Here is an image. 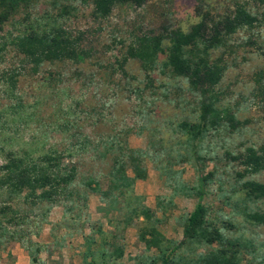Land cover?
Segmentation results:
<instances>
[{"label":"rangeland","instance_id":"1","mask_svg":"<svg viewBox=\"0 0 264 264\" xmlns=\"http://www.w3.org/2000/svg\"><path fill=\"white\" fill-rule=\"evenodd\" d=\"M92 1L54 6L52 0H17L0 27V169L8 159L30 166L45 158L42 168L50 176L76 170L50 202L8 200L0 187V264H48L51 250L73 233L88 243L122 248L128 264H159L165 255L172 263L194 262L218 248L182 237L200 184L203 225L239 239L242 264H264V224L238 215L244 207L264 209L240 190L245 181L264 183V169L248 173L236 159L247 148L264 156V1L148 0L141 7L115 5L102 19L92 16ZM235 6L258 23L238 29L206 57L224 64L213 92L238 124L230 129L222 123L190 141L178 124L195 121L200 99L185 79L164 68L167 43L148 71L126 57L127 45L135 35L186 32L199 14L222 16ZM51 28L73 36L84 58L34 65L11 44L16 36ZM112 158L140 168L123 196L98 191L107 183ZM47 221L50 231L64 235L50 241ZM15 244L29 260L16 258Z\"/></svg>","mask_w":264,"mask_h":264},{"label":"trees","instance_id":"2","mask_svg":"<svg viewBox=\"0 0 264 264\" xmlns=\"http://www.w3.org/2000/svg\"><path fill=\"white\" fill-rule=\"evenodd\" d=\"M14 1L17 0H0V27L5 22L7 10L12 7ZM59 1L61 0H52V3L54 6H58ZM147 1L93 0L91 14L97 19H102L109 15L115 5L130 4L141 7ZM257 23L258 18L245 7L235 6L232 11L222 16L212 15L209 12L199 14V20L186 32L177 28L164 29L156 35L152 33L135 35L129 41L125 52L126 57L135 59L142 71L152 68L153 63L162 52V43H167L164 68L172 76L185 79L188 90L200 99L195 121H182L178 124L188 140H197L222 123L228 125L230 129H234L238 124L228 110L217 105L213 92V87L219 82L224 71V64L219 58L209 61L206 54L209 50L221 46L223 40L238 29L252 28ZM11 44L17 53L34 65L44 61L53 62L67 59L78 62L84 58V54L78 48V41L60 28L16 36ZM132 153H134L132 150L127 151V154L131 155ZM236 159L248 173L253 174L264 169V156L257 154L251 148L245 149L244 153L237 156ZM44 162H46L45 158H40L37 163L24 166L19 159H8L0 169V187L6 189L8 200L21 198L26 202L34 199L39 202H50V198L59 190L58 187L69 183L76 175L75 168L70 167L63 176H59L58 173L50 176V172L43 171ZM124 167L130 169L132 177L126 175ZM139 176L140 168L137 162H131L125 166L121 158H112L107 173L106 189L99 188L98 191L104 196L111 195L113 197L115 194L123 196L125 191L132 187L134 179ZM240 190L246 201L264 204V183L245 181L240 185ZM197 194L194 208L186 219L182 237L202 240L207 244L216 243L218 248L200 256L194 262L180 260L172 263L168 262L169 256L165 255L159 259V264H242L241 254L245 249L242 242L239 239H226L215 229H207L203 225L204 207L200 197L202 194L201 184ZM240 209L238 215L244 220L256 225L264 224V209L256 211H248L245 207ZM112 248V255H122L121 248L115 246ZM249 249L251 250L250 254L255 253L253 246H250ZM34 261L35 256L30 254V262ZM151 264H153L152 260Z\"/></svg>","mask_w":264,"mask_h":264},{"label":"crops","instance_id":"3","mask_svg":"<svg viewBox=\"0 0 264 264\" xmlns=\"http://www.w3.org/2000/svg\"><path fill=\"white\" fill-rule=\"evenodd\" d=\"M106 189V184L101 187V190ZM57 213V210H55ZM49 221V217H48ZM46 222L48 226L47 235L50 237V241H53L58 237V235H64L62 232L56 234V232L50 231V222ZM68 229V228H67ZM73 232V231H71ZM82 234H79V237ZM65 240L62 242L61 247H56L50 252V261H46L48 264H128L123 261L124 251L122 250V255H112L113 248L100 244V242H86L79 240L75 233L64 235ZM97 243V244H96ZM51 245V244H50ZM12 253L16 258H25L24 262L27 261L28 253L24 251L22 247L18 244H15L11 248ZM19 261L18 259L16 262Z\"/></svg>","mask_w":264,"mask_h":264}]
</instances>
